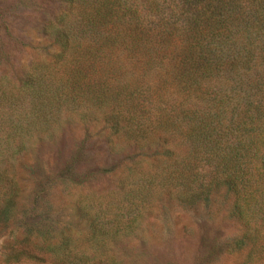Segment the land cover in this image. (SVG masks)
<instances>
[{
    "label": "trees",
    "instance_id": "1",
    "mask_svg": "<svg viewBox=\"0 0 264 264\" xmlns=\"http://www.w3.org/2000/svg\"><path fill=\"white\" fill-rule=\"evenodd\" d=\"M59 3L47 58L0 77V264H127L159 203L221 213L238 234L211 249L264 264V0ZM98 125L114 189L75 203L82 236H56L19 207L18 162Z\"/></svg>",
    "mask_w": 264,
    "mask_h": 264
},
{
    "label": "rangeland",
    "instance_id": "2",
    "mask_svg": "<svg viewBox=\"0 0 264 264\" xmlns=\"http://www.w3.org/2000/svg\"><path fill=\"white\" fill-rule=\"evenodd\" d=\"M60 8L59 0H0V77L15 82L23 70L47 58L50 48L41 29ZM119 160L108 155L99 125L65 130L54 144L37 146L19 160V207L56 236H82L85 224L75 203L112 192L117 172L111 169ZM210 214L155 205L128 242L127 264H232L211 247L236 236L238 229L221 213ZM7 235L0 232V248Z\"/></svg>",
    "mask_w": 264,
    "mask_h": 264
}]
</instances>
